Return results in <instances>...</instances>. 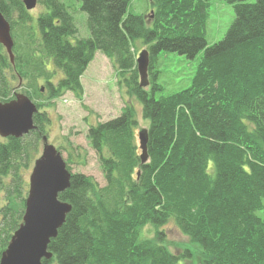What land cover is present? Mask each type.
<instances>
[{"label":"trees","instance_id":"obj_1","mask_svg":"<svg viewBox=\"0 0 264 264\" xmlns=\"http://www.w3.org/2000/svg\"><path fill=\"white\" fill-rule=\"evenodd\" d=\"M130 1L80 0L89 37L71 44L66 38L76 27L63 3L39 0L46 12L36 18L40 37L34 49L27 27L32 17L21 0H0L14 43L13 64L0 45L1 103L18 89L34 102L40 99L35 77L48 80L51 74L35 52L62 74L56 86L47 82L48 99L70 92L81 100V77L98 51L115 63L119 76L130 74L129 91L149 121L145 163L129 106L90 127L87 137L105 185L71 174L69 187L58 195L71 210L48 245L52 258L41 264H180L192 253L170 252L158 231L169 222L200 247L202 264H264V220L256 215L264 199V25L257 24L264 0L240 4L225 38L200 58L189 87L158 98V55L191 56L204 46L208 3L150 0L152 15L146 19L126 16ZM138 40L148 46L149 89L137 80ZM48 123L38 111L33 131L0 140V191L6 200L0 207V255L22 222L23 173ZM66 168L70 172L67 161ZM8 178L11 186L4 183ZM146 226L156 229L153 240L140 239Z\"/></svg>","mask_w":264,"mask_h":264},{"label":"rangeland","instance_id":"obj_2","mask_svg":"<svg viewBox=\"0 0 264 264\" xmlns=\"http://www.w3.org/2000/svg\"><path fill=\"white\" fill-rule=\"evenodd\" d=\"M59 1L63 3L67 12L73 17L76 27L75 35L66 38V40L71 44H75L79 39L88 38L87 16L81 10L80 0ZM207 3L208 18L206 22V43L204 46L191 56L178 52H161L158 55L156 69L159 74L156 82L161 87V90L155 93L156 98L189 87L200 58L211 46L224 39L232 27L237 18L235 9L240 4L255 5L256 0H207ZM150 7V0H131L127 7L126 16L131 14L145 16L146 19H149L152 15ZM45 12V7L39 3V0L35 8L29 11L32 21L27 27H29V31L32 34V46L34 49L37 48L40 37L36 26V18ZM13 17H15L14 14ZM263 17L260 15L257 18L259 26L264 25V21L261 20ZM142 50L148 51V46L143 45L139 40L136 41L133 47L135 59ZM35 55L42 59V63H45L46 69L51 76L48 80L43 77H35L36 86L42 89L40 99L34 102L26 96L35 106H38L37 110L40 113H45L49 119V123L45 126L49 144L58 150L65 164L66 161L69 163L70 174H83L93 179L99 187H103L105 181L99 157L90 147L87 137L90 127L115 118L125 106H129L133 111L134 119L137 121L134 132L136 144L139 147L138 132L149 126V121L142 117L140 101L129 91L130 74L125 73L123 77L119 76L115 63L97 51L81 77L82 99L78 100L72 93L66 92L57 99L49 100L47 82L56 86L57 82L62 78V74L60 71L54 70L51 61L43 54L35 52ZM152 77L153 75H147L149 81ZM137 80L139 81L138 77ZM25 83L26 81L23 82V86H25ZM145 88L149 89V83ZM17 93L24 94L20 89L17 90ZM0 140L2 139L0 138ZM41 149L42 143L38 146L35 158L31 159L28 170L23 173V182L26 186H24V189L26 190L23 191L21 197L24 200L27 195L28 180L33 162L39 157ZM10 179L4 180L7 186L12 185ZM3 195L4 193L0 191V207H3L6 203ZM262 205L263 208L257 211L256 215L264 220V199ZM158 231L163 234L162 237L167 243L170 252L179 254L184 248H188L191 251V257L181 261L180 264H202L201 260L203 257L200 255V247L190 244L188 239L178 231L172 222L159 228ZM155 232V228L146 226L141 230L139 237L140 239L153 240Z\"/></svg>","mask_w":264,"mask_h":264},{"label":"water","instance_id":"obj_3","mask_svg":"<svg viewBox=\"0 0 264 264\" xmlns=\"http://www.w3.org/2000/svg\"><path fill=\"white\" fill-rule=\"evenodd\" d=\"M38 0H22L26 11L35 8ZM0 45L5 49L10 63H14L13 40L8 21L0 12ZM149 53L142 50L136 58V70L139 86L148 85L147 72ZM42 91V89H41ZM37 107L24 94H15L8 102H0V138H22L35 129L33 115ZM140 161H147V132H138ZM71 174L57 151L49 144L46 137L42 138V149L33 162L28 180V191L24 200L22 222L12 234L7 247L0 255V264H41L49 261L52 253L48 245L57 235L58 229L71 210V205L58 200L70 183Z\"/></svg>","mask_w":264,"mask_h":264}]
</instances>
